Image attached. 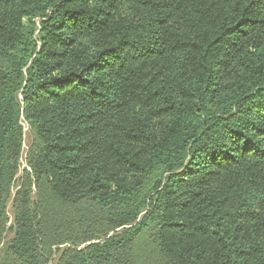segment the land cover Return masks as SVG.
I'll list each match as a JSON object with an SVG mask.
<instances>
[{"label": "trees", "instance_id": "1", "mask_svg": "<svg viewBox=\"0 0 264 264\" xmlns=\"http://www.w3.org/2000/svg\"><path fill=\"white\" fill-rule=\"evenodd\" d=\"M0 250L264 264V0H0Z\"/></svg>", "mask_w": 264, "mask_h": 264}, {"label": "rangeland", "instance_id": "2", "mask_svg": "<svg viewBox=\"0 0 264 264\" xmlns=\"http://www.w3.org/2000/svg\"><path fill=\"white\" fill-rule=\"evenodd\" d=\"M24 141H23V150H22V157H21V168L20 171H22L23 169H25L26 164H25V154L29 145V134L27 131V126L26 124H24ZM21 175V173H19V176ZM18 183H16L13 188H12V196L15 194V192L18 190ZM7 217H8V222L6 224V229H9V227L11 226V220H12V212H11V202L8 203L7 206ZM12 237V235L6 233L5 237H4V242L8 241L10 238ZM80 248H83L80 247ZM1 251V250H0ZM57 256V253H55V257Z\"/></svg>", "mask_w": 264, "mask_h": 264}]
</instances>
